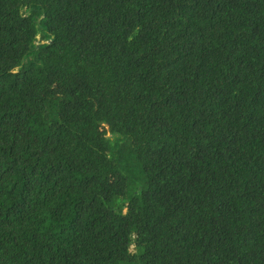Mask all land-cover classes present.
Here are the masks:
<instances>
[{
    "label": "trees",
    "instance_id": "obj_1",
    "mask_svg": "<svg viewBox=\"0 0 264 264\" xmlns=\"http://www.w3.org/2000/svg\"><path fill=\"white\" fill-rule=\"evenodd\" d=\"M0 264H264V0H0Z\"/></svg>",
    "mask_w": 264,
    "mask_h": 264
}]
</instances>
